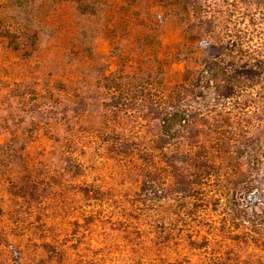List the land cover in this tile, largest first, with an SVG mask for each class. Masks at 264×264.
<instances>
[{"label":"rangeland","instance_id":"rangeland-1","mask_svg":"<svg viewBox=\"0 0 264 264\" xmlns=\"http://www.w3.org/2000/svg\"><path fill=\"white\" fill-rule=\"evenodd\" d=\"M3 1L5 21L37 39L15 49L0 35V145L32 137L20 158L0 157V264H264L262 171L228 162L225 146L172 165L175 147L147 117L102 114L99 84L159 65L170 94L222 52L211 40L261 41L262 10L191 0L210 12L185 34L159 0ZM239 170L255 204L231 197Z\"/></svg>","mask_w":264,"mask_h":264},{"label":"trees","instance_id":"trees-1","mask_svg":"<svg viewBox=\"0 0 264 264\" xmlns=\"http://www.w3.org/2000/svg\"><path fill=\"white\" fill-rule=\"evenodd\" d=\"M159 2L168 7L185 34L203 31L210 11L203 9L202 4L191 0ZM251 2L264 15V0ZM4 8L5 1L0 0V35L15 49L35 45L37 34L30 31L32 25L16 19L6 22ZM223 19L225 22L226 17ZM219 26L227 28L225 24ZM204 35L206 40L201 42L211 44L210 35L206 31ZM221 37L219 44L214 39L211 42L222 52L204 61L201 67L189 70L185 81L170 94L164 93L159 65L146 72L139 69L103 74L99 81L105 92V98L100 101L101 112L147 117L157 134L175 147L172 165L187 164L186 160L191 161L188 165H196L201 159H211L213 154L217 157V147L225 146L228 162L247 165L249 172L259 169L264 177V37L256 45L246 34L237 35L231 42ZM52 138L63 149L66 140L60 135ZM13 141L0 145V157L6 154L13 160L20 158L18 152L25 150L32 137L19 143L12 144ZM204 146L214 152L203 151ZM236 172L231 197L234 199L244 190L245 196L255 204V192L247 191L249 173ZM188 186L179 188L185 190Z\"/></svg>","mask_w":264,"mask_h":264}]
</instances>
